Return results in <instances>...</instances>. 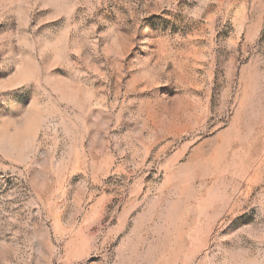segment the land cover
Here are the masks:
<instances>
[{
  "label": "rangeland",
  "instance_id": "1",
  "mask_svg": "<svg viewBox=\"0 0 264 264\" xmlns=\"http://www.w3.org/2000/svg\"><path fill=\"white\" fill-rule=\"evenodd\" d=\"M0 264H264V0H0Z\"/></svg>",
  "mask_w": 264,
  "mask_h": 264
}]
</instances>
